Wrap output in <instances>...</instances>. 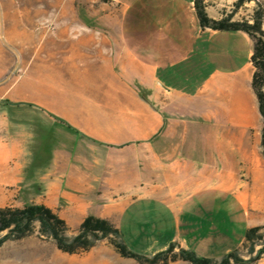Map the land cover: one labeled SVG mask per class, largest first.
<instances>
[{
  "label": "crops",
  "instance_id": "obj_1",
  "mask_svg": "<svg viewBox=\"0 0 264 264\" xmlns=\"http://www.w3.org/2000/svg\"><path fill=\"white\" fill-rule=\"evenodd\" d=\"M116 1L123 32L118 43L97 47L86 34L78 42L55 43L63 51L61 63L34 64L29 78L12 85V105L0 106V207L44 205L67 222L71 234L89 216L107 219L124 240L150 243L154 255L172 243L189 249L182 223L210 205L208 198L192 199L226 191L244 204L238 249L248 229L264 226V171H250L251 192L240 170L224 164L242 158L234 152L239 143L224 151V138L217 137L199 153L204 145L190 139L189 131L203 129L201 121L214 130L253 126L259 110L251 86L252 49L239 68L201 77L210 51L229 58L237 51L236 38L251 39L240 31L223 36L230 31L202 28L195 0H163L155 6L171 9L170 16L156 18L157 29L149 27L133 41L122 25L132 7ZM224 2L205 0L208 15L222 19ZM219 37L228 38L227 47L215 41ZM82 72L94 80L83 82ZM243 80L245 91L235 101ZM165 140L167 150L161 148ZM209 146L213 151L206 154ZM140 223L152 229L143 234L136 228ZM100 243L121 257L108 240Z\"/></svg>",
  "mask_w": 264,
  "mask_h": 264
},
{
  "label": "rangeland",
  "instance_id": "obj_2",
  "mask_svg": "<svg viewBox=\"0 0 264 264\" xmlns=\"http://www.w3.org/2000/svg\"><path fill=\"white\" fill-rule=\"evenodd\" d=\"M33 1L0 0V106L12 105L10 98L12 85L29 78L34 64L57 66L61 63L63 51L59 52L54 46L57 41L78 42L83 34H86L94 36L97 47L104 48L105 42H112L114 45L118 43L120 35L123 34L120 30L121 7L116 0H60L59 3H56L57 0H40L36 3ZM222 1H225V6L222 8L223 18L229 17L232 21L252 22L255 10L259 7L264 9V0H246L240 7L237 6L238 0ZM120 2L132 7L128 18H122V25L124 24L125 29L129 27L133 41L141 40L150 28L157 29L156 18L164 16L163 14L170 16L171 13L169 8L155 6L157 2L163 0H120ZM30 17L34 18L33 22L29 21ZM185 19H190L188 14H185ZM69 27L73 28L72 33L66 34L65 31ZM230 34L233 33L223 32L222 35ZM125 37L127 39V34ZM215 41L219 42L221 47H227L229 42L226 37H219ZM234 43L237 51L231 55L232 57L228 58L226 52L223 59L220 53L216 55L212 51L209 52L202 67L203 80L209 78L215 70H234L249 60L252 42L246 36H239ZM85 64L86 62H82L81 65ZM246 73L248 75L249 72ZM94 78V75L88 72H82L80 75V80L86 83ZM245 84L243 80V83L237 87L235 101L239 92L241 94L245 91ZM212 94L215 95L213 92ZM199 124L203 129L190 130L189 138H198L200 145L210 144L213 139L222 136L226 145L224 151L228 149L230 143H239L240 147L238 146V150L234 152L236 155H242V158L237 156L235 161L224 164L226 168L240 170L242 183L253 192L254 181L250 171H264V149L261 143L263 124L260 114L257 113L255 123L247 131L231 130L227 127L214 130L211 128L212 124L205 121ZM177 137L174 138V143ZM168 142V140L162 141L161 148L165 150L171 148ZM204 147L205 145L199 146L198 152L201 153ZM212 151L213 148L209 146L206 154ZM201 198H208L209 208L194 211L189 217L191 222L188 225L182 223L181 235L187 238L189 249L192 251L204 257L220 259L227 253V246H233L235 250L236 241L244 234V204L226 191L197 196L192 201ZM184 220L186 217L182 216V221ZM136 228L141 229L143 234L152 229L151 226L141 223ZM172 234L173 232H169L166 237L170 238ZM261 234L264 238V230ZM125 241L128 247L137 253L149 255L153 252L148 247L150 243L147 244L143 240L129 242L125 239ZM102 245L100 243L99 248L93 252L70 255L60 251L53 241L42 239L35 234L22 240L7 241L1 246L0 264H139L133 259L122 258L101 249ZM261 247L257 245L251 255L242 249V255L245 259L255 257ZM170 264L190 263L179 261ZM256 264H264V254Z\"/></svg>",
  "mask_w": 264,
  "mask_h": 264
},
{
  "label": "trees",
  "instance_id": "obj_3",
  "mask_svg": "<svg viewBox=\"0 0 264 264\" xmlns=\"http://www.w3.org/2000/svg\"><path fill=\"white\" fill-rule=\"evenodd\" d=\"M245 1L238 0L237 6L240 7ZM195 7L202 28L244 32L252 41L250 62L254 73L251 86L262 118L261 143L264 149V9H256L251 22L232 21L229 17L213 19L206 11L205 0H195ZM262 230L264 226L248 229L242 246L225 254L221 259L201 256L177 243H172L167 249L154 255H144L130 249L120 229L107 219L89 216L78 233L71 234L67 222L44 205H27L24 208L0 207V247L7 241L22 240L37 234L42 239L53 241L60 251L79 255L91 251L101 240L106 239L121 257L133 259L139 264H170L178 261L190 264H256L264 254ZM257 245L262 247L256 256L245 259L242 249L251 255Z\"/></svg>",
  "mask_w": 264,
  "mask_h": 264
},
{
  "label": "bare ground",
  "instance_id": "obj_4",
  "mask_svg": "<svg viewBox=\"0 0 264 264\" xmlns=\"http://www.w3.org/2000/svg\"><path fill=\"white\" fill-rule=\"evenodd\" d=\"M38 1H40V0H34L33 2L36 3V2H38ZM59 2H60V0H57L56 3H59ZM37 12H41V10H37ZM38 15H39V14H38ZM38 15H37V16H38ZM29 21H30V22H33V21H34V18L30 17ZM18 26H19V25H18ZM72 29H73V28H72ZM72 29L69 27L68 29H66L65 33H66V34H68V33H69V34L72 33V31H71ZM63 32H64V31H63ZM48 33H49V32H48ZM43 34H44V33H43ZM33 38H34V36H33ZM53 38H54V37H53ZM57 39H58V38H57ZM32 40H33V39H32ZM48 40H49V39H48ZM33 41H35V39H34ZM45 42L47 43L48 41H45ZM49 42H50V41H49ZM58 42H59V41H57V43H58ZM44 44H45V43H44Z\"/></svg>",
  "mask_w": 264,
  "mask_h": 264
}]
</instances>
